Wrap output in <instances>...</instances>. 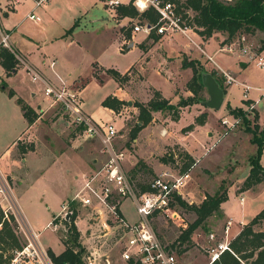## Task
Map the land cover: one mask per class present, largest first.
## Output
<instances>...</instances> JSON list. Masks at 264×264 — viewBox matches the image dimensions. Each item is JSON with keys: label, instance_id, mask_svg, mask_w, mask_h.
<instances>
[{"label": "crops", "instance_id": "0c3cea01", "mask_svg": "<svg viewBox=\"0 0 264 264\" xmlns=\"http://www.w3.org/2000/svg\"><path fill=\"white\" fill-rule=\"evenodd\" d=\"M103 1L104 0H47L42 5L34 6L32 0H18L14 4H11L8 0H0V7L4 8L0 15V25L8 31L9 43L16 52L22 54L27 59V61L40 68L41 71L49 78L56 79V76H59L66 82L75 86L78 89V94L82 102L84 101L83 98L87 97V85H89L90 82H93L91 86L99 90L96 95V100L99 106L110 114V119L107 122L112 123L114 127V118L121 112V108L117 112H114L111 108L101 105V99L107 94L114 95L119 99L124 98L126 101H129L130 97H138L146 102L151 96L150 91H152V89H156L171 103H175L178 100V95L181 91L185 95L191 94V91L185 87V84L182 88L174 87L172 89V93L170 95H166V93H162L158 88H155L146 82L144 77V65L148 59L153 57L157 59L156 69L161 74H166L167 77H172V74L167 72L168 58L165 57L163 59L160 57L161 55H159L161 52L159 48V42L162 39V35L154 32V34L151 32L149 34L143 30L127 32L128 34L125 33V29L122 27H124L123 25L127 22V20H132L133 17L117 13L115 6L117 3L125 4L130 0H117V3L111 7H109ZM30 12L36 14L38 18H28L27 14ZM142 18L143 20L145 19L144 17ZM68 28H70V30H68ZM138 31H142V34L137 35ZM181 34L185 37L186 42L185 48L179 57V67H182L181 57L185 56L187 59L195 57L192 54V50L196 49L199 53V57L195 58H204L212 69H214L215 66H219L220 68L229 71L235 77L238 70H236L235 67L230 64L224 65L220 60L215 58V55L221 52L217 49L220 44L238 39L240 36H236L234 39L223 41H221V37L217 42L215 33L213 32L206 37H202L193 30L187 31L185 34ZM165 35L168 37L171 36V34ZM211 35L214 37L216 46L211 52H208L203 48L202 43L207 42ZM93 36L94 39L92 40ZM92 41L98 43L96 49L90 51L88 49L89 46L93 47L91 45ZM140 43H143L145 46L143 48L140 47ZM136 45L139 48L138 58L131 61L129 60L125 66L119 67L113 62H108L107 60L101 59V56L107 52L110 46H112L117 53H127L128 51H131V48H134ZM154 45H156V47H154ZM231 52L235 54L241 65H244L245 62L249 60L246 54L239 53L236 48ZM104 56L106 55H103V57ZM207 56H210V59H208ZM50 58H54L55 60L52 67L47 65ZM87 65L89 67L88 69H90V72L88 76H84L82 75V70ZM18 67L19 66L14 65V68H12L9 73L14 75ZM105 68H113L120 74L126 73L128 77L126 81L122 83L123 85L118 83L120 81L116 82L114 78L106 73L104 70ZM9 73H6L4 68L0 65V78L2 75L7 76ZM89 80L91 81L88 83ZM30 82L33 81L30 80ZM103 82L109 83V88L100 92ZM232 83L238 84L241 87L242 84H244L236 79ZM230 84L225 87L223 92L224 101L228 104L229 100L227 94ZM39 85L41 88L40 83ZM250 88L252 87L248 86L246 89L245 97H243L242 94L241 95L243 99L249 100V103L252 104V106L254 105L255 108V99L246 98L248 89ZM10 89L13 91V97L19 96L22 101L27 103L36 112V118L30 124H27L26 120L21 114L24 121L22 125L23 127L20 129L17 135L0 151V164L3 166L10 178L11 187L9 186V188L12 195V204L17 213L16 216H19V219L22 220L24 225L26 224L33 235L40 236V232L45 231L48 228V222L61 212L62 204L68 201L81 186L84 176L87 173L96 170L100 166L99 164L105 161L106 153H101L102 148H98V150H96L93 146V143H98L99 147L98 137L88 136L83 132L70 131L71 126L67 120L65 121L63 117L61 116V118L58 114L55 116L53 115L55 111L59 110V108L57 105H51L46 97H43L45 100L44 105L35 108L23 96L22 92H18V90H15L13 87H10ZM140 89H148L149 94L147 95L144 93L143 97L140 96ZM85 91L86 94H84ZM29 92L30 97H33L35 92L33 90H30ZM262 92L264 93V88L262 89ZM244 104L245 103L242 101L236 105L242 106V108L246 111L252 108V106L244 107ZM189 106H195L193 118L190 122L192 126L191 128L184 130V134L183 132L180 133L179 138H176L175 142H178L180 145H182V148L191 155L195 162L203 160L202 162L205 161L208 163L209 159L212 158H204V151H202L204 150L202 149L204 144L209 145V143H211L209 149L207 148V151H209L208 153L214 150L213 146L222 140L224 144L228 143L231 144V146L235 144L236 147L238 144L237 141L244 142L242 145L244 144L245 148H247L244 154L245 164L234 166L231 171V175L229 178H227V180H225L226 198L219 204V212L217 214L213 213L207 216L199 226L191 231V233L188 235V238L182 242H190V244L183 246L184 249L181 257L182 261L180 260L178 264H194L190 258V255L192 251L196 250V246L205 249L204 252L207 254L198 252L196 255L197 263L195 264H209L210 261H207L208 246L203 242L208 241L211 242L212 245L220 242L229 246V243L232 242V240L238 235L242 227L264 207V201L256 205L251 201L252 193L259 189H264V183H257L252 187L242 191L238 190L249 169L246 160L255 150V145L249 140L250 133L245 130H235L234 128H231L226 133H222L217 137V139H215L217 129L215 128V125H212L208 122L206 114L207 111L201 110L204 107H200L196 103L182 106L179 109L178 116L182 113V111H184L186 107ZM220 107H222V105H220ZM156 111L157 110L151 111L152 114L150 120L137 131L133 138H131V147H117L121 149L124 154L123 160L121 162L122 169L124 166L126 169H132L137 160H141L144 167L146 166L147 169L152 173H157L166 167L165 164L157 159L158 157H161L162 153H157L154 151L153 155L150 153V150H155V148L160 149L161 147L163 148V145L170 143L173 130V119L170 118L168 114L164 117L157 116L156 113H154ZM85 112L89 115L91 114V112L86 109ZM161 112L165 111L161 110ZM198 112H205L204 121L202 123L193 122L194 116H196ZM222 116L225 115H220V117ZM228 116L229 117L226 118L230 119L231 114L228 113ZM255 120L256 123H258L257 118ZM95 121L98 122L96 119ZM33 124H37V127L39 128V130L35 133H33L31 130ZM259 125L262 126V124ZM183 126L185 125H177L176 129H180ZM21 136L24 138L28 137L29 140L33 142V144L32 148H26L22 151H17V153H19V157L16 158V163L12 158V154L14 153V149L11 150L13 147L12 141L17 137L20 138ZM47 136L49 137L48 139L51 137L54 141L57 139L60 141L57 143L56 149H54L56 155L63 153L66 154V158L72 157L73 159V154H75V157L80 161V165L78 167L71 165L66 167L55 166L58 169L57 172H60L59 175L63 174L65 177L66 175H69V178H61V182H58V186L54 193L47 189L51 193L48 194L49 192H46L49 199L52 196H55V192L57 193L56 197L58 199H56L57 203L55 205L53 204V206L47 205L45 203V211L50 212V218L46 219V221L42 223L41 221L38 222L35 216L31 215L32 220H29L23 215L22 201L26 191L25 184L27 185V182H25V177H28L27 154L29 152L36 153L38 148H41L40 146L44 147L41 154H46L48 161L46 165H42V167L36 169L37 171L34 178L41 177L43 179H48V171L53 163L49 164L50 153L48 152L50 149H48L47 145L44 143L48 141L46 139ZM205 139L208 141L206 142ZM49 143H51V140H49ZM10 151L11 153L9 155ZM200 155L202 157L201 159H199ZM263 157L264 145L259 158V163L262 167H264ZM38 161L42 160L38 159ZM74 181H78V184L75 186L72 185ZM222 185L224 186V181L222 179H219L218 182L216 180V182H214L212 185L214 189L206 191L204 190L203 192L201 191V193H199L201 195H197L196 192L191 194L190 191L192 190H190V187H188L186 194L188 195L189 202H193L191 204L195 205L199 204L205 198V196L214 195V193L217 192ZM231 192L236 198L234 203L236 209L230 207L228 204L229 202L227 201V195H230ZM1 203L4 204L3 202ZM120 205L119 210L122 217L129 223L136 222L137 220H129L123 215ZM232 220L237 221V224L234 225ZM181 226L184 227L185 224H182ZM251 228L254 232L263 231L264 220H260L258 223L252 225ZM210 234L212 235V238H209ZM49 248L52 250V246H49ZM62 250V247H60L56 251H52L56 254ZM248 259L251 260L250 257Z\"/></svg>", "mask_w": 264, "mask_h": 264}, {"label": "rangeland", "instance_id": "374dc122", "mask_svg": "<svg viewBox=\"0 0 264 264\" xmlns=\"http://www.w3.org/2000/svg\"><path fill=\"white\" fill-rule=\"evenodd\" d=\"M2 10L4 8L0 7V15L2 13ZM192 14L193 12L190 11ZM185 15L188 14V12H184ZM157 20V17L155 21ZM145 20H143L142 17H133L132 20H127V22L123 25L125 31L131 32V26L134 23H142ZM154 21V22H155ZM28 22V21H27ZM25 22V23H27ZM153 22V23H154ZM3 25V24H2ZM4 26V25H3ZM24 26V25H22ZM151 33L154 31L151 30ZM196 32V31H195ZM155 33V32H154ZM153 33V34H154ZM215 38L218 42V40L222 37L224 38L225 32L220 31H214ZM138 34H142V31H138ZM236 36L241 37V43H247L250 45V48L253 50V52H257L259 55L264 56V45L260 47L261 41H264V32L254 31L251 34H248L246 32L237 33L230 39H234ZM98 37V36H97ZM138 37V36H137ZM206 37V36H202ZM239 37V38H240ZM238 38V39H239ZM94 39V36L92 37V40ZM229 39V40H230ZM149 41V40H147ZM185 37L180 32H172L171 36L168 37L165 34H162V39L160 40L159 48L161 50L160 57L161 58H168L167 61V72L172 74V77H167L166 74H161L156 69V61L157 59L155 57L148 59L146 64L144 65V77L148 84L151 86L158 88L162 93H166V95H170L172 93V89L175 87L182 88L185 84V81L191 74V68L189 66H183L179 67L180 65V55L181 52L185 48ZM97 43L95 41L91 42V45L93 47L89 46L90 51H93L97 47ZM148 43V42H147ZM203 48L211 52L215 48V40L214 37L211 35V37L208 38L207 42L202 43ZM156 47V45H154ZM12 54V53H11ZM192 54L195 57H199V53L196 49L192 50ZM103 55H106L103 57ZM101 56L102 60H107L108 62H113L117 66H125L129 60H133L138 58L139 56V48L136 45L134 48H131V51H128L127 53H117L112 46H110L107 50ZM13 56V54H12ZM191 57L189 59H193L196 64H199L203 70L210 72V70H213L209 63L204 58H195ZM105 58V59H104ZM215 58L220 60L221 63L224 65H232L235 67L238 72L235 75V79L247 84L249 87L252 88L248 89L246 98L255 99V108L254 105L252 108H250L246 113V118L248 120L249 125H253V122L256 123V120H254L255 112H256V118L257 122L259 124H262L264 126V93L262 92V89L264 88V67H258L255 65L254 61L252 59H249L245 62L244 65H241L239 61L237 60L235 54L233 52H220L215 55ZM13 65H15V58L13 56ZM88 65L83 68L82 75L88 76L90 69H88ZM105 70V69H104ZM214 71L215 76H217L221 80V84L225 88L228 84H226L223 81L222 76L218 71ZM126 78H120V81L118 83L122 84L126 81L128 75L124 73ZM89 79V78H88ZM1 83L4 84L5 87L0 86V151L17 135V133L20 131V129L23 127V119L19 110V104L16 102L15 98L12 95L7 94V90L10 87H13L15 90H18V92H22L23 96L31 103V105L35 108L41 107L44 105V96L42 95L41 88L39 83L36 81L30 82V79L28 75L25 73L23 67L19 65L17 71L14 75L8 74L7 76H3L0 78ZM91 80L88 81V83ZM93 82H90L89 85H87V97L83 98V102L81 101V105L83 107V110H88L91 112L92 118L95 120H98V122H107L110 119V114L102 109L97 100L96 95L98 93V89L95 87H92ZM103 86H101V91L104 89L109 88V83L103 82ZM123 85V84H122ZM130 85V84H129ZM140 86V85H138ZM124 87V86H123ZM258 88V89H257ZM39 89V90H38ZM33 90L35 94L33 97H30L29 91ZM86 91L84 94H86ZM141 95L144 96V93L147 95L149 94L148 89L141 90ZM178 91V90H177ZM151 92V91H150ZM179 92V91H178ZM242 87L238 84H230L228 89V100L229 104L232 105L231 107H235L233 105H236L239 102H244V107L249 106V100L243 99L242 97ZM192 95V94H189ZM179 97H187L188 95L183 94L181 91L178 95ZM198 97V100L192 101L188 104L196 103L200 107H204L201 110L207 111V118L208 122L212 125H215L216 131V138L220 136L224 128L220 126V115L228 116L227 107L225 106L226 102L223 101L221 103L222 107H219L217 109H210L207 108L202 101L207 98V94L203 89L199 90L194 97ZM123 102L120 106L121 112L116 115L114 118V125L116 129V134L114 138V147H122L127 146L128 148L131 147L128 134L130 132V128L133 126L134 122L136 121L137 117V108L136 106L132 105L133 101H139V102H145L141 98L136 97H130L129 101H126L124 98L122 99ZM83 103V104H82ZM187 104V105H188ZM237 106V105H236ZM239 106V105H238ZM237 106V107H238ZM242 108V106H239ZM59 110L55 111L53 114L54 116L56 114L62 116L63 119L68 121L66 115L62 112L60 107H58ZM119 108V109H120ZM118 109V110H119ZM243 109V108H242ZM117 110V111H118ZM200 110V111H201ZM59 111V112H58ZM114 112H117L113 110ZM195 111V106H189L182 111V113L175 119H173L172 123V134L169 144L163 145V148L159 147L155 148V150H150V153L154 155V151L157 153L161 152L163 154H167L168 152L171 153V158L167 159L166 163H163L166 165V167L157 173H151L148 171L147 167L145 166H137L134 171L132 169H126L124 166V172L127 175L128 179L131 180L130 182L134 184L136 188H138L135 184L139 182L140 185L146 184L152 177L155 175L165 171L167 173H171L172 175H180L179 167L181 166V163L185 160L183 157L182 152L185 151L178 142L176 141V138L178 139L180 136V133H182L186 127L187 124H191V120L193 118V113ZM62 115H61V113ZM152 114V112H150ZM157 116H166V112H161V110H157L156 112ZM198 112L197 114H199ZM205 113V112H204ZM196 114V115H197ZM219 116V117H218ZM61 117V118H62ZM195 117V116H194ZM218 117V118H217ZM238 122L234 125L235 130H244V122L241 123L240 118H238ZM217 120V121H216ZM194 122V119H193ZM257 123L258 128L262 127ZM184 124L185 126L181 127L180 129H176L177 125ZM219 125V126H218ZM71 126L70 131L75 132H81L79 128ZM31 130L33 133L39 130L37 127V124H33L31 127ZM138 131V130H137ZM137 133V132H136ZM135 133V135H136ZM184 134V132H183ZM228 137V136H227ZM47 136L46 139L47 142H44L48 149L50 151L49 154V164H52L50 166V169L48 171V179H43L41 177H36V169L42 167V165H46L48 161V157L46 154H41L43 151V146H40L41 148H38V150L35 152H29L28 158H27V168H28V177H25V182H27V185L25 184L26 191L25 195L22 201V207H23V215L26 216L27 219H31V215L36 217V220L39 222L41 221L44 223L46 219L50 218V212L45 211V203L47 205H55L57 203L58 199L57 193L55 192V196H52L50 199L47 197L48 190L54 191L56 190L58 186V182H61V178L65 177V175H59L60 172H57V168L55 166L60 167H66V166H76L78 167L80 165V161L75 157V154H73L72 157L66 158V154H55L54 149H56V145L58 142H60L58 139L53 140L51 137ZM42 139V138H41ZM49 140H51V143H49ZM93 140V139H92ZM207 142L208 140L205 139ZM223 141V140H222ZM220 141L215 146H213L214 150H212L210 153L207 151V148L209 149L211 143L209 145L204 144V147L202 151H204V158L209 159L208 163L203 160H199L197 162L193 161L192 167L188 171V177L185 179V185L180 188L179 194H174L172 196V199L170 200L169 204V211L175 212V214H172L170 212L166 213H153L151 216L147 218L148 224L152 228L153 232L157 236V238L166 246L168 249H170L174 255L175 263L178 264L180 260L182 261V252H183V246H186L190 244L188 243H178L177 236L180 234L181 230L185 228L186 224L189 223L194 218V213L179 205L178 200H176V196L179 197V200H182L183 202H186L187 204H191L193 202H189L188 195L186 194V190L188 187H190L191 194H194L195 192L197 195L203 192L204 190H210L214 189L212 186L214 182H218L219 179H222L224 181L229 178L231 175V171L234 168V166H240L242 164H245L244 161V154L247 150L245 148L244 142H238L237 141V147L235 144L231 146V144L223 143ZM93 143V146L96 150L98 148H102L101 153H106L104 151V148L102 144ZM205 142V143H206ZM215 143V141H214ZM33 142L29 140L28 137H20L16 138L12 141V149H14V153L12 154V158L17 163L16 158L19 157V153H17L19 147L26 148H32ZM155 152V153H156ZM11 151L9 152L10 155ZM46 153V152H45ZM207 153V154H205ZM203 154V153H202ZM156 155V154H155ZM167 158V157H166ZM201 155L200 158L201 159ZM264 158V157H263ZM38 159L42 161H38ZM72 159V160H71ZM159 160V157L157 158ZM237 160V161H236ZM53 161V162H51ZM160 161V160H159ZM247 161V160H246ZM103 164H99L100 166ZM264 164V159H263ZM99 166V167H100ZM98 167V168H99ZM0 171L5 178L8 186L11 187L10 184V178L3 166L0 164ZM66 179L69 178V175H66ZM78 184V181H74L72 183L73 186ZM197 187V188H196ZM48 189V190H47ZM48 194H51L50 192ZM201 195V194H199ZM229 202V206L236 209L235 203V197L234 194L231 192L230 195H227ZM251 201L253 204L262 203L264 201V189H259L257 191H254L251 195ZM74 206V217H73V225L75 226L76 230L78 231V241L80 245L83 247V251L81 253V259L83 264H129L128 262L122 260L120 257V252L122 250V243L125 235L122 234L121 230L115 224L114 222H111L107 217L105 218L106 226L103 225L102 220L105 216H102L101 218H98L93 213V210H89L88 208L80 206V204L76 203ZM121 211L123 215L129 219V220H137L138 216L134 210L133 206V200L131 198H125L121 201L120 205ZM13 212L17 215L15 208L13 206ZM9 216H12L13 220L9 219ZM122 216V215H121ZM2 219H5L10 228L12 229L15 237L17 238L19 246H26L27 244H31V246H43L41 247L46 255L48 256L47 249H49L53 254H55L53 251H56L58 248L62 247L64 249L63 240L66 238V227L64 226L63 222L59 226H57L56 229L47 228L45 231L40 232V236H34L33 233L28 229L26 224L24 225L22 220L19 219V216H17V220L14 217L12 213L8 214V217H2ZM124 219V218H123ZM52 220V219H51ZM125 220V219H124ZM126 221V220H125ZM233 224H237V221L232 220ZM185 224L184 227L181 225ZM1 228V226H0ZM201 239V238H199ZM202 240V239H201ZM211 241V240H210ZM207 246H211V242H203ZM48 246V247H45ZM49 246H52L49 248ZM58 246V248H57ZM205 249L200 248L199 246H196V250L192 251L190 258L192 259V262L195 264L197 263L196 255L198 252H202L204 254H207L204 252ZM61 252V251H60ZM58 254V253H56ZM207 261H209V253L207 257Z\"/></svg>", "mask_w": 264, "mask_h": 264}, {"label": "built area", "instance_id": "2783aa9c", "mask_svg": "<svg viewBox=\"0 0 264 264\" xmlns=\"http://www.w3.org/2000/svg\"><path fill=\"white\" fill-rule=\"evenodd\" d=\"M11 4L18 0H8ZM34 6L42 5L47 0H32ZM183 0H144V7L138 5L137 0H130L133 7L141 12L147 8L155 11L157 20L154 23L144 21L142 23H134L131 26L132 31L143 30L148 33L153 30L155 33L171 34L172 32L187 33L193 30L194 25L189 22L191 9L188 7L178 6ZM109 7L114 6L117 0H104ZM3 11V10H2ZM184 12H188L187 15ZM28 18L37 19L34 13H28ZM0 47L8 49L15 58V65L23 67L29 79L33 82L41 84V92L51 105H57L66 115L68 122L73 127L88 136H96L100 140L106 159L103 164L89 173H87L81 186L72 195V197L64 202L61 212L54 216L48 222L47 227L56 229L64 220L72 214L76 203L80 206L93 210L98 218L105 216L102 220L106 226L105 218L117 224L122 234L125 235L122 243L120 257L129 264H174L175 258L170 249L166 247L155 235L152 228L148 224L147 218L153 213L170 212L169 204L174 194H179L180 188L184 185L188 174L172 175L171 173L162 172L155 175L147 182V189L137 192L124 170L121 168L123 160V151L114 147V138L116 129L110 122H97L88 113H86L81 105L78 89L71 83L66 82L63 78L56 76V79L49 78L40 68L20 53L16 52L9 43L8 31L0 25ZM237 49L239 53L247 55L248 59H252L256 66L264 67V56L258 52H253L250 45L241 43L239 39L222 43L218 46L219 51L231 52ZM210 59V56H207ZM55 60L50 58L47 65L52 67ZM226 84L235 81L234 76L227 70L215 66ZM242 95L245 97L248 85L242 84ZM249 104L248 107H251ZM220 125L224 128L223 133L234 127L238 122V116L226 118L220 117ZM125 198L133 200L134 210L138 216L136 222L129 223L121 216L119 205ZM3 202L4 204H2ZM0 211L2 217H8L12 213L17 220L16 214L13 212L12 195L10 188L0 171ZM35 236V235H34ZM212 238V235H209ZM223 250H228L227 245L217 242L208 246L209 261L217 258L218 254ZM9 264H53L46 255L41 246H21L19 249L12 251Z\"/></svg>", "mask_w": 264, "mask_h": 264}, {"label": "trees", "instance_id": "16d2710c", "mask_svg": "<svg viewBox=\"0 0 264 264\" xmlns=\"http://www.w3.org/2000/svg\"><path fill=\"white\" fill-rule=\"evenodd\" d=\"M178 6L188 7L193 12L190 16L189 22L194 25L193 29L201 36H209L214 31L225 32V37L221 39L229 40L237 33L246 32L253 33L255 30L264 32V0H183ZM117 13L128 15L131 17L140 16L144 17L145 21L153 23L156 19V13L153 9L147 8L141 12H138L133 5L128 1L125 4H119L115 6ZM70 30V28H68ZM151 31V30H150ZM150 31L148 32L150 34ZM127 33V31H125ZM128 34V33H127ZM148 34V35H149ZM260 47L264 45V41H261ZM143 43H140V47H144ZM0 65L4 68L6 73H9L13 65V56L11 52L5 47H0ZM181 66H189L191 68V76L186 80L185 87L191 91L192 95L187 97H179L175 103H171L163 97L156 89H152L151 96L146 102L133 101L132 105L136 106L137 114L136 121L130 128L128 134L129 138H133L137 130L144 126L151 118V111L163 110L170 118L175 119L179 114V109L188 103L198 100V97H194L196 93L203 89L201 83V74L205 70L193 59H187L185 56L181 57ZM105 72L108 73L115 80L120 78H126L124 73L120 74L113 68H105ZM210 73L214 76L223 92L225 88L221 84V80L215 76L214 71L210 70ZM0 86L5 87L0 80ZM8 95H12L13 91L9 88L7 90ZM19 104L21 114L26 120L27 124H30L36 118V112L22 99L17 96L15 98ZM125 102L122 99L117 98L114 95H105L100 104L117 111L122 103ZM229 114L238 116L241 123L244 122V130L250 133L249 140L255 145V150L247 158V164L249 166L247 175L242 180L238 190L242 191L252 187L257 183H264V167L259 163L260 154L264 145V126L259 127L257 123L253 122V125L248 124L246 118L247 111L241 107H231L228 103L225 104ZM204 112H200L194 117L195 123H202L204 121ZM256 119V112L254 120ZM192 124H187L185 129L191 128ZM18 151L24 150L23 147H17ZM184 161L179 167L180 174H187L189 169L193 165V158L186 151L182 152ZM167 157V158H166ZM171 158V153L163 154L159 157L162 163H166L167 159ZM144 166L141 160H137L132 171L138 166ZM150 171V170H148ZM151 172V171H150ZM152 173V172H151ZM131 181V180H130ZM137 192H142L147 189V183L140 185L139 182L135 184L138 188L131 183ZM226 198V188L221 186L214 195H207L197 205L187 204L179 197L176 196L178 204L191 210L195 217L187 223L185 228L181 230L177 236L178 243H182L188 238V235L197 226H199L204 219L219 212V204ZM70 207H73L71 204ZM74 210L66 220L63 221L66 227V238L63 240L64 249L58 254H53L47 249L48 257L53 264H83L81 259V253L83 247L78 241V231L73 225ZM10 220H13L12 216H9ZM260 220H264V207L259 210L250 220L246 223L238 235L229 243L228 250L220 252L213 261L209 264H264V230L260 232H254L252 225L258 223ZM0 264H9L12 256V251L19 249L17 238L15 237L8 222L2 219L0 211ZM251 258L249 260L248 258Z\"/></svg>", "mask_w": 264, "mask_h": 264}, {"label": "water", "instance_id": "95a60500", "mask_svg": "<svg viewBox=\"0 0 264 264\" xmlns=\"http://www.w3.org/2000/svg\"><path fill=\"white\" fill-rule=\"evenodd\" d=\"M201 83L207 94V98L204 99L202 103L206 107L213 109L220 107L223 101V90L214 78V76L208 71L202 72Z\"/></svg>", "mask_w": 264, "mask_h": 264}, {"label": "clouds", "instance_id": "9594fccd", "mask_svg": "<svg viewBox=\"0 0 264 264\" xmlns=\"http://www.w3.org/2000/svg\"><path fill=\"white\" fill-rule=\"evenodd\" d=\"M138 5L141 7V9H143L144 5V0H137Z\"/></svg>", "mask_w": 264, "mask_h": 264}]
</instances>
